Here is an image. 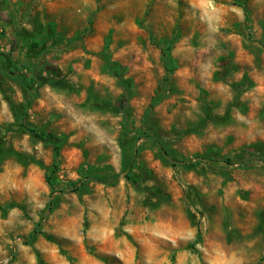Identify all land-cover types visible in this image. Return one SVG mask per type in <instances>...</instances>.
<instances>
[{
    "label": "rangeland",
    "instance_id": "rangeland-1",
    "mask_svg": "<svg viewBox=\"0 0 264 264\" xmlns=\"http://www.w3.org/2000/svg\"><path fill=\"white\" fill-rule=\"evenodd\" d=\"M0 53L53 69L0 70V264H264V0H0Z\"/></svg>",
    "mask_w": 264,
    "mask_h": 264
},
{
    "label": "trees",
    "instance_id": "trees-1",
    "mask_svg": "<svg viewBox=\"0 0 264 264\" xmlns=\"http://www.w3.org/2000/svg\"><path fill=\"white\" fill-rule=\"evenodd\" d=\"M245 19H247V16H245ZM170 42L172 43L173 40L169 41V43ZM0 70H2L5 73V75L13 77L15 81L17 82L18 86L25 93V95L27 96V103H28L26 108H29L30 105L35 100L36 95H37V89L41 85L50 84L52 82L51 75L53 74V69L51 68V66L43 65L40 63L33 64L31 74L29 78L26 79L20 75L18 69L16 68L15 62L8 56L1 54V53H0ZM165 71H166V75L169 74L168 70H165ZM43 72H45V75H46L45 77L42 76ZM115 74L126 87H129L128 82L122 78L120 74V70H115ZM166 75L163 78V81L166 80ZM29 131L35 132L36 129L34 127H31L29 128ZM149 139L158 146L159 150L162 152L163 155L165 156L167 155L157 140H154L151 138ZM195 158L198 159L199 157H195ZM186 165L193 166L194 164L192 162H188ZM82 183L83 181H79L77 183V186L73 188V191L76 190L79 187V185H81ZM34 234L35 232H33L32 235Z\"/></svg>",
    "mask_w": 264,
    "mask_h": 264
}]
</instances>
